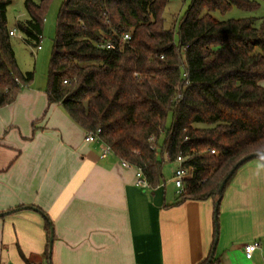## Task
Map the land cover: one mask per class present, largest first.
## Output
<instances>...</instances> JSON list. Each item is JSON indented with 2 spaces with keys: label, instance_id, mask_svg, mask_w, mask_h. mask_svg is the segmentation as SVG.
<instances>
[{
  "label": "trees",
  "instance_id": "16d2710c",
  "mask_svg": "<svg viewBox=\"0 0 264 264\" xmlns=\"http://www.w3.org/2000/svg\"><path fill=\"white\" fill-rule=\"evenodd\" d=\"M49 1H24L28 18L17 20L15 29L29 46L42 40ZM168 1L64 0L48 99L61 103L85 131L101 128L114 155L142 167L152 186L164 181V156L173 162L182 155L187 174L178 201L214 198L239 159L264 153V15L221 20L212 13L233 6L256 11L261 3L193 0L176 29L165 26ZM11 3L0 0V106L34 78L16 60ZM126 33L130 39L123 38ZM107 41L115 47H102ZM253 158L264 163L260 154L239 165L222 195ZM52 226L46 218L49 237ZM210 258L199 264H213Z\"/></svg>",
  "mask_w": 264,
  "mask_h": 264
},
{
  "label": "crops",
  "instance_id": "0c3cea01",
  "mask_svg": "<svg viewBox=\"0 0 264 264\" xmlns=\"http://www.w3.org/2000/svg\"><path fill=\"white\" fill-rule=\"evenodd\" d=\"M85 132L49 102L48 86L31 82L0 106V264H199L209 255L213 264H264L261 159L237 170L216 219L217 196L179 202L165 180L141 188L134 169L101 158Z\"/></svg>",
  "mask_w": 264,
  "mask_h": 264
},
{
  "label": "rangeland",
  "instance_id": "374dc122",
  "mask_svg": "<svg viewBox=\"0 0 264 264\" xmlns=\"http://www.w3.org/2000/svg\"><path fill=\"white\" fill-rule=\"evenodd\" d=\"M25 0H12L8 7V24L11 28H15L17 20L28 18V12L24 6ZM64 0H50L45 13L43 37L40 42L42 48L36 49L34 46H29L24 41L23 34L16 30V34L12 37V44L15 50V56L19 68L25 71H32L34 79L32 84L35 86H48L49 67L52 55V47L57 34V20L61 5ZM193 0H169L164 10L165 26L178 28V23L185 15ZM261 6L256 11H247L237 6H233L229 11L221 13L214 11L212 14L215 18L226 20L230 18H241L250 15L262 17L264 15V0H258ZM176 36L177 31H176ZM171 124L168 120L167 125ZM204 126V124H198ZM165 140V134L159 137L158 145L161 147ZM165 158V156H164ZM163 167L164 180L167 182V193L175 195V185L172 180V169L174 164L165 160Z\"/></svg>",
  "mask_w": 264,
  "mask_h": 264
},
{
  "label": "built area",
  "instance_id": "2783aa9c",
  "mask_svg": "<svg viewBox=\"0 0 264 264\" xmlns=\"http://www.w3.org/2000/svg\"><path fill=\"white\" fill-rule=\"evenodd\" d=\"M10 34L12 36H14L16 34V29L12 28L10 30ZM130 37H131L130 34L126 33L123 38L124 39H130ZM40 42L36 46V49H41L42 46H41ZM102 47L114 48L115 45L112 41H107V42L102 44ZM64 82L66 83L67 80H64ZM100 133H101V128H98L96 130L86 131L84 139L87 142L100 143L102 146L100 157L106 158V157L114 154V152H113L112 147L108 143H106L105 141L102 140V138L100 137ZM151 140H153V137H151ZM213 152H214V150H213ZM167 159H168V156H167ZM184 160H185V158L182 155H178L177 158L174 160V162L176 163V166L173 168L172 180L175 184L177 195L182 194L183 189H184V177L187 174V169L183 165ZM120 162L124 167L134 169V171H135V184L137 186H139L141 188H151L152 187L149 180L145 176L144 170L142 167L131 164L129 161L122 159V158L120 159ZM259 245H260L259 241H253V242L245 244L244 245L245 256L248 259L252 258L255 250L259 247Z\"/></svg>",
  "mask_w": 264,
  "mask_h": 264
},
{
  "label": "water",
  "instance_id": "95a60500",
  "mask_svg": "<svg viewBox=\"0 0 264 264\" xmlns=\"http://www.w3.org/2000/svg\"><path fill=\"white\" fill-rule=\"evenodd\" d=\"M260 154L264 155V153H262V152H254V153H251L249 155H246V156L242 157L241 159H239L235 163V165L232 167V169L230 170V172L224 177V179L222 180V182L220 184L218 194L216 195L218 198H217V200L215 202V214H217V209H218V206H219L221 197H222V191H223V188L225 186V183L227 182V180L230 177V175L238 168L239 165H241L242 163H244L246 160H248V159H250L252 157L258 156ZM53 239H54V230H53V228H51V231H50V248H49V254H51V251H52ZM216 240H217V235H216Z\"/></svg>",
  "mask_w": 264,
  "mask_h": 264
}]
</instances>
